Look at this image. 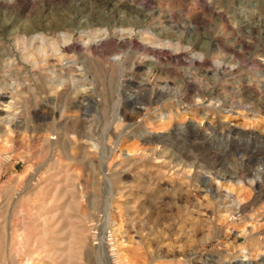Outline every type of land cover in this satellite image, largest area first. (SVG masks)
<instances>
[{"label":"rangeland","instance_id":"obj_1","mask_svg":"<svg viewBox=\"0 0 264 264\" xmlns=\"http://www.w3.org/2000/svg\"><path fill=\"white\" fill-rule=\"evenodd\" d=\"M0 3V264H264V58L234 75L208 72L216 47L242 49L264 31V0ZM124 20L139 22L140 44L180 39L185 58L153 65L121 46ZM71 22L80 50L63 68L20 63L8 43L24 28ZM105 28L108 43L88 54L82 31ZM197 54L206 59L192 64ZM22 237L29 263L10 254Z\"/></svg>","mask_w":264,"mask_h":264},{"label":"bare ground","instance_id":"obj_2","mask_svg":"<svg viewBox=\"0 0 264 264\" xmlns=\"http://www.w3.org/2000/svg\"><path fill=\"white\" fill-rule=\"evenodd\" d=\"M4 4H6V3H4ZM4 6H6V5H4ZM120 6L121 5H119V3L112 4L110 6V9H109L110 10V13H111L109 16L114 17V14L117 12L118 7H120ZM216 9H218V7H216ZM87 10H89V9H87ZM224 10H222L221 8L218 9V10H214L213 11V15H215L216 17H218L220 19V21H221V27L223 26V30H230L231 32H234V27L231 26V21L227 20L225 18L226 16H224L225 15L224 14ZM135 11H136V13H138V15L143 16V20H145V19H147V18H149L151 16V12L148 9H143V10L141 9L140 10V8H136ZM75 16H79V15L78 14H75ZM122 22H123V24L121 26V29L122 30L121 31L117 30V31H119V34L117 36H118V42H120V45L121 46H126L127 44H129V47L130 48H132V49L134 48L136 50L142 51V56L144 58H149V60L153 61V63H151V64L155 65L162 58H167V59L176 60V61H180V60H182V59L185 58L184 56H186V55L183 53V49H188L189 47L188 46H184L183 43H182V41L180 39H178V40L176 39V43L173 42V41H169L168 43H163V44H160V45L157 44V43L155 44V41L154 42L151 41L150 42V45H149V44L144 43V40H143V43L140 44L139 42H136V39H133V36H132V34L134 33V27L137 24H139V22H137V21L132 22L130 20H128V21L124 20ZM101 27H102V25H101ZM111 27L114 28V29H117L116 26H111ZM107 28H105L104 32H101L100 29H96L97 36H95L96 34L94 35L93 33H91V31H88V30L87 31H84V30L82 31L84 33L89 34V41L86 44H84V46H83V48H85V50H86V52L88 54L91 53V52L97 51L99 48H103L108 43L109 39L108 38H105V35H107L109 33L110 29H107ZM78 29H79V27L76 25L75 22H71L70 27L67 30H66L65 27H63V25H53V26H48L47 24H46V26H43V25L42 26H36L35 25V26H31L30 28H28V27L27 28H24L19 33L17 31L16 32H13V34L11 35L12 37L8 40V43L9 44L10 43H12V44L15 43L16 46L21 50V53L18 55L19 60H20V63L24 61L23 63L24 64H27L25 62H29V60L31 59L32 62H33V66L34 67H37V66H39V67L40 66H50L53 69H55L57 67H62L63 68L64 62L66 61L65 58L69 54H75L77 52V50L79 49V47H80L79 46L80 43L78 44V42L75 41L74 38H73L74 33ZM125 30H127L129 33L126 34L124 32ZM4 32H5V25H3V26L0 27V34H3L4 35ZM98 33L100 35H98ZM253 34H255L254 35L255 38L253 39V41L243 40L241 42L242 49H236L235 47H226V48H222L221 49V47H216L217 48L216 52L214 53V55L212 54L213 55V60H214V66L208 72H210V73H212V74H214V75H216L217 77L220 78L221 75H223V76L234 75L236 72L233 71V69L236 66H238V67H242V65H247V66H255V65H257L258 66L259 65L258 62H260L259 59L261 57L264 58V44H260L261 36L264 37V31H262L260 29H257V28L256 29L254 28ZM98 37L103 38V40H101L100 42L95 41L96 38H98ZM141 42H142V40H141ZM9 46H11V45H9ZM2 49H3V47H2ZM19 49H18V51H19ZM5 50H7L8 53L10 54V56H12L13 51L11 50L10 47L6 48ZM14 50H15V48H14ZM18 51H16V52H18ZM135 54H136V52H135ZM15 56H17V55H15ZM204 59H206V58H204V56L202 54H197V56H195V58H193L191 60V63L192 64H196V60H198L201 63ZM136 63H133L132 67L131 66L130 67L131 68L135 67ZM14 64L16 65V63H14ZM122 66H123V73H125L126 70H127V66H128L127 65V57L123 60ZM113 68H114V65H113ZM69 74H70V72H68L66 75L68 76ZM120 77H124V76H120ZM123 89L124 88H122V91H123ZM41 90H42V88H41ZM167 90H168V88H167ZM163 91H165V90H163ZM209 91L210 92L208 94L206 93L208 95V96H206L207 99L213 100V98H215V96H217V98H221V96H219V94L216 93L215 91H211V90H209ZM67 92H68V90H67ZM92 92H94V91H92ZM76 95H78V94H76ZM85 95L91 96L89 93H85L84 96ZM137 95H138V93H137ZM130 97H132V95ZM82 103H83V101H82ZM85 103H87V102H85ZM74 109H75V107H74ZM5 111H7V110H2V113L1 114L5 113ZM9 116H11V115L7 114L4 117L2 115V117H3L2 119L6 120V122L10 124V121L11 120L8 119ZM62 116H64V114ZM66 118H68V117H66ZM77 118L78 117H76V119ZM163 118H164V116H161V119H163ZM168 119H170V116L168 117ZM20 121H21V119H20ZM20 121H18L17 124H19ZM64 124H65V122H64ZM199 127H201V126H199ZM210 128H211V126H210ZM10 206L12 207V205H10ZM21 214H22V216L24 218V216H25L24 212H22ZM9 250H10V254H11L12 258H13V261H16L17 258H20V255L21 254L25 255L26 261L28 263L31 262V261H33V259H34V257H33L34 254L31 251H29V249H28V247L26 245V239L24 237H22L21 243H19L18 246H14L11 243V246H10V249ZM12 250H15V253L16 254L13 255L11 253ZM7 253H8V251H7ZM244 253H246V252H244ZM258 258H260V257H258ZM4 260H5V258H4ZM261 260L264 262V257H262ZM247 261H249L248 255H245L244 256V259H242V263H245Z\"/></svg>","mask_w":264,"mask_h":264}]
</instances>
